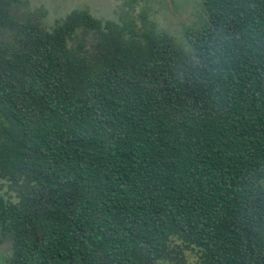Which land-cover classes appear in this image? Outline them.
Masks as SVG:
<instances>
[{
    "label": "trees",
    "instance_id": "16d2710c",
    "mask_svg": "<svg viewBox=\"0 0 264 264\" xmlns=\"http://www.w3.org/2000/svg\"><path fill=\"white\" fill-rule=\"evenodd\" d=\"M0 0L3 264H264V0L176 44ZM100 32L91 49L72 29Z\"/></svg>",
    "mask_w": 264,
    "mask_h": 264
},
{
    "label": "rangeland",
    "instance_id": "374dc122",
    "mask_svg": "<svg viewBox=\"0 0 264 264\" xmlns=\"http://www.w3.org/2000/svg\"><path fill=\"white\" fill-rule=\"evenodd\" d=\"M73 10H87L102 23V29L115 30L127 44L146 48L144 34L154 28L168 33L176 44L184 45L186 30H198L205 19L201 0H17L11 11L17 18H30L52 30ZM100 38L97 29L79 24L72 29L69 44L83 41L91 49ZM6 246L0 245V264Z\"/></svg>",
    "mask_w": 264,
    "mask_h": 264
}]
</instances>
